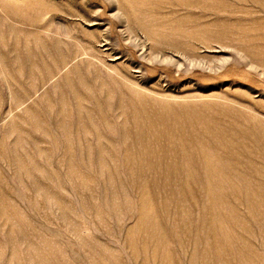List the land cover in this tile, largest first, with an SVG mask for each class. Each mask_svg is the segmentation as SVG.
Returning <instances> with one entry per match:
<instances>
[{"label": "rangeland", "instance_id": "374dc122", "mask_svg": "<svg viewBox=\"0 0 264 264\" xmlns=\"http://www.w3.org/2000/svg\"><path fill=\"white\" fill-rule=\"evenodd\" d=\"M0 264H264V0H0Z\"/></svg>", "mask_w": 264, "mask_h": 264}]
</instances>
